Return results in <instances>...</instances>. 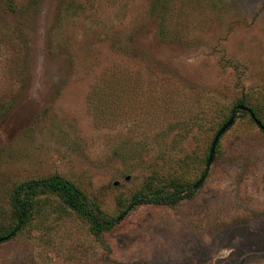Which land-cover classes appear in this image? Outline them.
I'll return each instance as SVG.
<instances>
[{
    "label": "rangeland",
    "instance_id": "374dc122",
    "mask_svg": "<svg viewBox=\"0 0 264 264\" xmlns=\"http://www.w3.org/2000/svg\"><path fill=\"white\" fill-rule=\"evenodd\" d=\"M151 1L0 11V237L23 182L59 174L118 217L152 183L189 194L242 100L264 125V0H166L154 14ZM194 192L139 205L102 238L45 198L0 242V264H264V131L250 115L236 113Z\"/></svg>",
    "mask_w": 264,
    "mask_h": 264
},
{
    "label": "trees",
    "instance_id": "16d2710c",
    "mask_svg": "<svg viewBox=\"0 0 264 264\" xmlns=\"http://www.w3.org/2000/svg\"><path fill=\"white\" fill-rule=\"evenodd\" d=\"M32 1H35V3L37 2V0ZM165 1L166 0H152L151 7L154 11L152 14H154L156 10L163 9ZM3 3L4 6H2L0 11L5 7L6 11L9 13L17 12V0H0V4L2 5ZM33 3L34 2L28 6L30 9L35 7ZM239 106L250 108L255 117L261 121L257 109L246 105L245 100L239 102L234 107L233 111L236 110V113L250 115L247 111L239 110ZM230 118H228L225 123ZM184 188L185 186L183 184L175 182L167 184L152 183L150 186H147V188L142 189L139 194L132 197L128 207L122 211L120 216L112 217L108 216L103 210L97 207L75 183L59 174L49 178L26 181L17 185L12 193L11 205L13 210V224L8 234L0 237V242L16 237L30 226L38 211L40 203L45 198H57L65 208L71 210L79 218L88 223L92 235L96 238H102L105 234L113 231L115 227L127 217L132 209L139 205L155 204L176 206L184 199L194 195V189L190 188V193L184 194Z\"/></svg>",
    "mask_w": 264,
    "mask_h": 264
},
{
    "label": "water",
    "instance_id": "95a60500",
    "mask_svg": "<svg viewBox=\"0 0 264 264\" xmlns=\"http://www.w3.org/2000/svg\"><path fill=\"white\" fill-rule=\"evenodd\" d=\"M238 109L249 112L251 117H252V119L255 121V123L264 131V125H262L261 122L255 117L254 113L252 112V110L250 108H248L246 106H239ZM235 120H236V110L233 111L231 118L217 132V134H216V136H215V138L213 140V143H212V146H211V149H210V152H209V156H208V159H207L206 172L200 178V180H198V182L194 185V187H193L194 190H198L203 185V183L205 182V180L207 178L208 170H209V168L211 167V165H212V163L214 161V158H215V155H216L217 146H218L221 138L223 137V135L228 130H230V128L234 125Z\"/></svg>",
    "mask_w": 264,
    "mask_h": 264
}]
</instances>
